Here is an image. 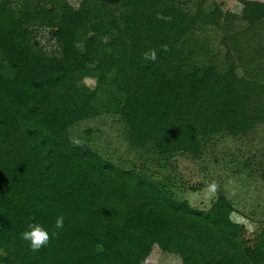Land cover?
<instances>
[{
    "label": "trees",
    "instance_id": "obj_1",
    "mask_svg": "<svg viewBox=\"0 0 264 264\" xmlns=\"http://www.w3.org/2000/svg\"><path fill=\"white\" fill-rule=\"evenodd\" d=\"M207 1L102 0L94 16L92 0H0V264H152L154 247L180 264H264V220L249 239L226 196L194 208L70 137L116 116L163 166L263 126L264 2L238 29ZM61 215L59 235L32 252L20 233H51Z\"/></svg>",
    "mask_w": 264,
    "mask_h": 264
},
{
    "label": "rangeland",
    "instance_id": "obj_2",
    "mask_svg": "<svg viewBox=\"0 0 264 264\" xmlns=\"http://www.w3.org/2000/svg\"><path fill=\"white\" fill-rule=\"evenodd\" d=\"M150 1V0H145ZM176 2L177 0H170ZM264 0H208L226 12V20H235L234 27L241 29L254 2ZM74 5L77 0H70ZM104 9L102 0H92L90 12L97 16ZM220 35L219 33L217 34ZM42 44L49 46V35L42 34ZM84 83L94 87V80ZM75 144L88 145L102 157L124 168H134L142 174L161 182L169 196L177 201H187L197 209H207L218 196H226L233 204L234 221L246 228L251 239L264 220V125L251 135L234 139L227 135L213 137L199 157L176 156L165 165L147 161V155L132 148L125 138L123 123L111 115L101 116L76 124L70 130ZM215 181L219 190L212 197L205 191L209 182ZM147 261L152 264H180L175 255L161 252L154 247Z\"/></svg>",
    "mask_w": 264,
    "mask_h": 264
},
{
    "label": "clouds",
    "instance_id": "obj_3",
    "mask_svg": "<svg viewBox=\"0 0 264 264\" xmlns=\"http://www.w3.org/2000/svg\"><path fill=\"white\" fill-rule=\"evenodd\" d=\"M157 19L165 20L166 22L171 20V17H166L163 14H157ZM162 51H168L167 45L161 46ZM143 58L146 61H156L157 54L155 49H150L149 51L143 54ZM219 190V185L215 182H209L206 185L205 191L209 197H212ZM64 227V217L58 216L55 219L54 230L49 233L41 224L32 223L28 226V228L20 233V237L23 241L27 242L29 249L32 252H38L41 248L48 246L50 240L54 236L59 235L60 229Z\"/></svg>",
    "mask_w": 264,
    "mask_h": 264
}]
</instances>
